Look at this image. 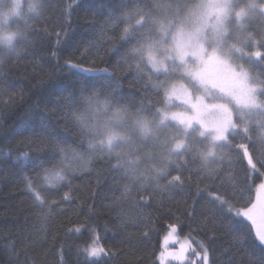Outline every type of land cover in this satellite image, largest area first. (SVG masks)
Segmentation results:
<instances>
[{"label":"snow or ice","instance_id":"6c2138e0","mask_svg":"<svg viewBox=\"0 0 264 264\" xmlns=\"http://www.w3.org/2000/svg\"><path fill=\"white\" fill-rule=\"evenodd\" d=\"M59 5L60 0H46L45 14L40 16L39 23L33 22L29 26L33 35L26 39L31 47L26 50L27 61L22 63L24 66L30 64L36 76L31 89L28 92L23 88L13 90L4 102L6 107L0 108V182L19 179L23 183L22 191L32 199L36 215L46 223L53 217V210L63 202L78 199L73 195L76 179L95 176V187L90 184L88 200L78 205L80 211L76 213L77 220L83 216V222L64 230L66 237L82 239L87 236L83 246L77 247L76 264H109L118 258L124 249L114 251L103 241L109 233L113 237L121 236L127 233L130 225L137 223L147 228L141 233V244L151 243L152 234H158L166 225L167 234L163 237L162 248L158 255L153 252L152 264H170V260L194 264L196 257H200L196 264H209L207 241L215 239L217 233L231 236L234 232L240 233L233 237L232 244L240 256L237 264H264V124L256 122L259 134L254 140L252 122H245L242 126L233 123L230 125L233 138H229V128L225 127L208 138L206 151L199 147L193 151V145L185 143L189 126L183 129L184 139L170 145L169 141L175 140V135L163 140L160 137V128L165 120L163 115L157 123L143 115V106L130 113L128 106L122 105L116 107L111 121L99 126H94L83 113L73 112L77 135L70 142L68 129L65 128L61 135L45 117L56 116L57 112L76 107L74 102L77 96L87 102L85 111L96 110L94 102L98 89L89 95L85 93L99 82L100 77L96 73L107 72L108 69H89L83 64L86 54L93 47L99 48L96 38L81 44L78 50L76 42L70 39V32L75 31L74 19L81 12L85 14V22L96 23V13L89 11L88 0H71L65 8ZM254 6L264 11V4ZM98 27H103V24H98ZM14 35L6 37L9 44ZM250 38H253L251 34ZM115 51L109 49V54ZM61 70L70 72L71 77L62 78ZM2 75L3 70L0 69ZM50 85L58 89V102L60 99L67 101L63 107H50L41 102L44 90ZM32 90H38L41 94L35 106L28 103ZM110 105L111 100L103 102L105 110ZM18 106L23 107L15 127L5 125V118L13 114ZM256 106L262 107L259 103ZM126 120L131 121L130 130L141 141H151L153 146H158L159 165L153 164L150 170L138 171L134 166L137 161L119 150L121 145L131 143L129 131H122L116 126L124 124ZM237 128L242 136L238 142H234ZM199 136H205V131H200ZM96 161H102L107 166L112 185L119 187L121 182H128L123 185L124 193L119 200L101 204L100 207L108 215L107 219L103 218L97 201L106 199L102 197L101 190L108 184V179L92 167ZM193 175L196 178L195 192L191 184ZM131 188L136 189L138 199L133 200L127 195ZM157 197L161 199L157 200ZM125 203L136 210L135 219L124 210ZM168 204L175 207H166ZM152 207L156 208V212L145 214L144 210ZM185 217L189 232L179 243L178 251H168L167 245L177 230H182ZM197 221L200 227L193 229L192 225ZM242 224L247 228H241ZM43 231L46 233V230ZM193 231L204 232L206 240H197L192 235ZM175 239L179 240V237ZM120 243L127 245L135 256L136 246L130 237L126 236ZM193 244L196 246L192 247ZM29 246L25 242L24 247ZM4 251L7 255L5 264H12V258L19 255L14 242L7 245ZM57 257L56 264H67L64 244L57 249ZM125 264H142V257L126 260Z\"/></svg>","mask_w":264,"mask_h":264},{"label":"trees","instance_id":"16d2710c","mask_svg":"<svg viewBox=\"0 0 264 264\" xmlns=\"http://www.w3.org/2000/svg\"><path fill=\"white\" fill-rule=\"evenodd\" d=\"M2 1L4 2L0 9L1 12L6 6L11 5V0ZM197 2L198 0H88L89 11L96 13V23L85 22V14L81 12L80 16L74 19L75 31L74 33L70 32V39L76 42V50L91 38H96L99 44V48L93 47L83 61V64L89 69H108L107 72L98 71L96 73L100 77L99 82L85 93V95H89L98 89V96L94 102L96 110L85 111L88 108L87 102L77 96L74 102L76 107L66 108L64 112H57L56 116L45 117V119L61 135L64 134L63 130L67 128L70 135L68 138L71 142L77 135V129L72 118L73 112L83 113L92 122L94 114L103 107L105 100H111V105L107 109L109 111L116 110L118 106L127 105L129 112L135 113L137 108L143 106V115L150 118L156 116L159 108L165 104L166 85L172 79L167 73H154L146 61V55L148 51L152 52V50L162 54L168 52L173 42V35L184 13L188 7H192ZM68 3H71V0H60L59 6L65 8ZM45 12L46 0H23L20 15H18L20 18L18 20L20 21L19 35L16 36L11 49L0 47V69L3 70L0 81H6V83H0V108L6 107L4 102L7 101L13 90L18 91L23 88L25 92H28L35 82L36 76L32 72L31 65L24 66L22 62L27 61L26 50L31 47L26 39L27 36L33 35L29 26L33 22L39 23L40 16H43ZM13 23L6 28L12 27ZM100 23L103 24V27H98ZM98 33L101 35H97ZM258 36L261 56L247 60L246 66L252 73L254 80L260 85L258 98L262 107L248 115L239 113L236 115V125L242 126L245 122H252L251 131L254 140L259 134L256 122L260 121L264 124V36ZM253 48L250 46L249 49ZM109 49L116 51L110 55ZM60 76L68 79L71 77V73L67 70H61ZM9 84L12 85L11 88H9ZM57 92L58 89L50 85L44 90L41 102L47 103L50 107H63L67 101L60 99L58 102ZM39 95L41 94L38 90H32L28 96V103L35 106V101ZM60 95L63 96L64 93H60ZM22 107L18 106L13 114L5 118V125L15 127ZM60 117L64 118L59 119ZM241 136L242 133L237 128L234 142H238ZM229 138H233L232 131L229 132ZM189 144L193 145V151H196L197 147L204 150L206 145L204 142L201 143L195 139ZM119 150L129 155L133 161H137L134 166L141 172L150 170L153 164L159 165L161 163V160L156 158L149 161L146 159L135 160L129 152ZM188 159L191 163V153L188 154ZM113 163H115L114 160ZM92 167L108 179V184H105L101 190L102 197H106V199L97 201L103 218L107 219L108 215L100 207L101 204L113 202L114 199L119 200L124 193L123 185L128 182H121L119 187L112 185V176L102 161L94 162ZM95 183L94 175L76 179L73 195L78 199L63 202L59 208L53 210V217L45 223L36 215V209L32 206V199L27 192L22 191L23 183L19 179L0 182V264H5L7 255L4 250L7 245L13 242L19 255L12 258V264H17V261L19 264H56L57 249L60 244H64L67 264H76L77 247L83 246V240H86L87 236L85 235L82 239L75 236L66 237L64 230L72 227L75 223L83 222V216L80 217L79 221L77 220L76 213L80 211L78 205L88 200L89 186L91 184L92 187H95ZM191 184L192 191L195 192V175H193ZM63 191H67V189ZM127 195L133 200L138 199L135 188H131ZM55 198L59 199V196ZM124 199L126 200L127 196ZM159 199L161 198L157 197V200ZM202 203L203 201H201ZM166 207L174 208L175 206L168 204ZM197 207L199 208V205ZM180 208L182 211L183 206L181 205ZM124 210L135 219L136 210L131 208L128 203L124 204ZM144 211L145 214L156 212V208L152 207ZM184 219L185 223L179 232L186 236L189 227L187 218ZM100 223L103 224V219ZM199 227L198 221L192 225L193 229ZM241 228L246 229L247 225L242 224ZM43 230H46V233ZM146 230L145 225L137 223L130 225L127 233L121 236L113 237L109 233L103 241L105 245L112 247L117 252L124 249L123 254L118 255V258L110 261L109 264H125L126 260H134L137 257H142V264H152V254L153 252L159 254L162 248L161 240L166 235L167 229L165 225L158 234H152L151 243L141 244L143 239L141 233ZM192 235L199 240H206L204 232L193 231ZM238 235H240L238 232L232 233L231 236L217 233L215 239L207 241L210 264H237L240 256L236 254L232 244L233 237ZM126 236L130 237L136 246L135 256L128 250L127 245L120 243ZM33 241L36 242L33 243ZM25 242L30 246L25 248ZM80 259L82 260L83 257L81 256Z\"/></svg>","mask_w":264,"mask_h":264},{"label":"rangeland","instance_id":"374dc122","mask_svg":"<svg viewBox=\"0 0 264 264\" xmlns=\"http://www.w3.org/2000/svg\"><path fill=\"white\" fill-rule=\"evenodd\" d=\"M3 2L0 0V9ZM259 4H264V0H198L184 13L168 52L148 51L146 61L152 71L167 73L172 79L166 85L165 104L156 116L148 117L157 123L162 115L165 117L160 128L162 140L173 135L175 140H170V145L183 140V129L189 126L185 143L195 139L206 144L211 135L225 127L232 131L230 125L236 124L238 113L248 115L258 111L260 85L254 80L246 61L261 56L257 42L258 35L264 36V11L254 6ZM22 5L23 0H11V5L2 12L0 10V37H5L0 39V47H13L19 35L18 15ZM12 23L14 28H6ZM9 34H15L11 44L6 39ZM250 46L254 48L249 49ZM114 111L101 107L91 123L99 126L111 121ZM130 124L131 121L126 120L124 124L116 125L131 135V143L121 145L120 149L132 154L135 160H160L158 146H153L151 141H141L130 130ZM202 130L205 131L203 137L199 136ZM184 238L178 229L167 245L168 251H178ZM187 255L191 258L190 253ZM199 259L196 257L194 264ZM170 264L180 262L170 260Z\"/></svg>","mask_w":264,"mask_h":264}]
</instances>
